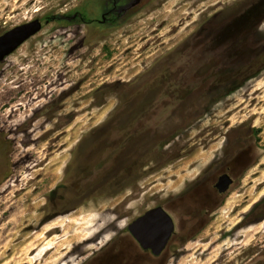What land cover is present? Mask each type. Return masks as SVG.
<instances>
[{
	"label": "rangeland",
	"instance_id": "374dc122",
	"mask_svg": "<svg viewBox=\"0 0 264 264\" xmlns=\"http://www.w3.org/2000/svg\"><path fill=\"white\" fill-rule=\"evenodd\" d=\"M35 19L0 63V264H101L248 131L261 158L240 189L149 264H264V0H0V35Z\"/></svg>",
	"mask_w": 264,
	"mask_h": 264
},
{
	"label": "flooded vegetation",
	"instance_id": "af4514ba",
	"mask_svg": "<svg viewBox=\"0 0 264 264\" xmlns=\"http://www.w3.org/2000/svg\"><path fill=\"white\" fill-rule=\"evenodd\" d=\"M107 15L108 12L104 13L103 17L107 18ZM161 83L171 87L177 84L176 78L171 79L168 76ZM177 88L174 87V91ZM169 93L174 96L179 92ZM250 133L251 131L242 133V137L238 139H232L228 134L220 148L193 179L186 181L177 193L159 199V202L156 200L153 205L148 204L143 214L133 218L126 225L125 233L129 236L127 242H120L116 235L109 245L110 251L107 252L105 247L102 249L103 256L106 257L101 264H149L152 260L171 259L181 255L180 251L211 225L226 199L235 190L240 189L247 172L261 158V151H258L261 150L260 143ZM3 135L0 136V185L4 183L7 143L6 134ZM148 139L147 137L146 143ZM10 146L13 148V144ZM254 209L250 211L252 217L257 215ZM63 210L59 207L54 212ZM142 216L146 221V236L135 227ZM242 217L245 218L246 215ZM136 235H139L142 241ZM97 257L98 254L92 257L90 263L96 264Z\"/></svg>",
	"mask_w": 264,
	"mask_h": 264
},
{
	"label": "water",
	"instance_id": "95a60500",
	"mask_svg": "<svg viewBox=\"0 0 264 264\" xmlns=\"http://www.w3.org/2000/svg\"><path fill=\"white\" fill-rule=\"evenodd\" d=\"M42 29L39 19L16 26L0 35V62L13 53L21 44ZM145 217H140L135 225L139 232L146 236ZM142 241L139 235H136Z\"/></svg>",
	"mask_w": 264,
	"mask_h": 264
},
{
	"label": "bare ground",
	"instance_id": "6f19581e",
	"mask_svg": "<svg viewBox=\"0 0 264 264\" xmlns=\"http://www.w3.org/2000/svg\"><path fill=\"white\" fill-rule=\"evenodd\" d=\"M82 218V217H81ZM4 264H12L10 261H8V262H5Z\"/></svg>",
	"mask_w": 264,
	"mask_h": 264
}]
</instances>
